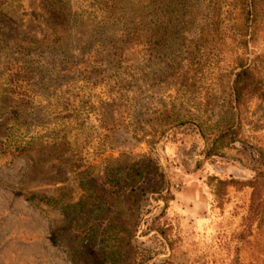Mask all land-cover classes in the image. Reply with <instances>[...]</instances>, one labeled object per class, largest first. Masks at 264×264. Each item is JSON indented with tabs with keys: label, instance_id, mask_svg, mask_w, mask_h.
<instances>
[{
	"label": "rangeland",
	"instance_id": "rangeland-1",
	"mask_svg": "<svg viewBox=\"0 0 264 264\" xmlns=\"http://www.w3.org/2000/svg\"><path fill=\"white\" fill-rule=\"evenodd\" d=\"M241 1L3 0L0 143L26 148L0 156V264H127L128 238L103 249L82 228L129 229L138 208L146 264H264V95L230 96L239 57L264 93V0L246 47ZM159 214L166 236L142 235Z\"/></svg>",
	"mask_w": 264,
	"mask_h": 264
},
{
	"label": "trees",
	"instance_id": "trees-1",
	"mask_svg": "<svg viewBox=\"0 0 264 264\" xmlns=\"http://www.w3.org/2000/svg\"><path fill=\"white\" fill-rule=\"evenodd\" d=\"M3 0H0V7L2 6ZM242 17L244 19L243 26H242V32L239 33L240 36H242V46L246 47L247 45V37L248 35L251 36L252 34V28L253 24L255 22V14H254V0H242ZM232 6L231 3H226ZM246 61L242 59L241 57L238 58L237 63L235 65L236 68H240L235 73V78L232 84L231 89V100L235 103V107H238L242 104L244 97L246 96H263V87H262V81L261 78L258 77L256 74L253 73V71L246 65ZM218 135V136H217ZM217 137L214 139L213 143H210V145L207 147L206 155L210 156L215 153L216 147L220 144H227L231 143L236 140V128L229 127L222 131H219L217 133ZM226 141V142H225ZM26 146L21 143L13 144L12 146H6L3 145V142L0 143V156L5 158V163L12 164L14 162V159L17 156H20L25 151ZM142 170L137 171L135 173V177L137 179L142 176L141 173ZM217 185H223L226 186L230 182H235L234 179H220V178H213ZM138 184L141 181L140 179L137 180ZM141 184V183H140ZM134 186H136L135 182H129L122 191H118L119 197L122 198L129 197L130 194L128 192L134 191ZM138 189L140 191L143 190V187L139 185ZM164 186L162 184H159L157 187L153 188L152 191L157 192L160 198H162L165 201V207H167L169 201H172L174 199V194L169 190H167V194L163 195L162 191L164 190ZM131 192V193H132ZM117 197V198H119ZM254 197V196H252ZM257 201L258 203L263 204V202H260L261 200L253 199L251 202ZM114 205H118V200L114 199ZM163 211H161L162 213ZM117 213V212H116ZM160 213V214H161ZM132 217V223L129 225V229H127L123 224H118L117 222H113L112 220L107 219H101L98 220V224L94 221L88 222V224L82 228L84 237H87L89 239H94L92 243L94 245H98L99 247H102L103 249L108 248L109 241L115 240L119 238L121 239H127L126 244L130 248L127 264H146L149 262L156 254H158L160 251L153 250L151 251L148 247L144 246L142 242H139V244L135 243L132 239L136 236V231L138 230L140 226L141 217L143 216L144 212L141 209H137L136 212L132 211L130 213ZM156 215L152 218H150V221L146 223V229L142 232H144L142 235H146L147 231L156 230L158 231L162 236H166V233L162 227L156 222L158 218L162 215ZM113 216V215H111ZM119 216V215H118ZM94 217V215L92 216ZM107 253L110 254L109 262L111 264H119L121 261L122 254L116 250H109ZM150 264H171L170 261L167 258L155 260Z\"/></svg>",
	"mask_w": 264,
	"mask_h": 264
}]
</instances>
